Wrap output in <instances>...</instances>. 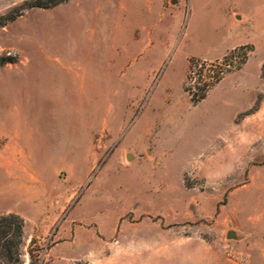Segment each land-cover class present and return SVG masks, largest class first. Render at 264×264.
Returning a JSON list of instances; mask_svg holds the SVG:
<instances>
[{"label": "rangeland", "instance_id": "obj_1", "mask_svg": "<svg viewBox=\"0 0 264 264\" xmlns=\"http://www.w3.org/2000/svg\"><path fill=\"white\" fill-rule=\"evenodd\" d=\"M30 1L0 0L19 264H264V0ZM240 46L192 104L190 60Z\"/></svg>", "mask_w": 264, "mask_h": 264}, {"label": "trees", "instance_id": "obj_2", "mask_svg": "<svg viewBox=\"0 0 264 264\" xmlns=\"http://www.w3.org/2000/svg\"><path fill=\"white\" fill-rule=\"evenodd\" d=\"M65 0H46L48 5H44L42 0L25 2L23 8L53 6ZM13 17L5 18L4 22ZM2 25V23H0ZM246 47L240 46L230 50L225 54L221 62L207 63L198 59L190 60V67L184 83V91L188 93L190 102L197 104L205 99L207 93L216 85L224 75L231 69H239L246 60ZM238 57V60L235 58ZM7 61L0 58V65ZM24 222L21 217L15 214H7L0 217V264H19L20 247L23 240ZM76 264H87L78 262Z\"/></svg>", "mask_w": 264, "mask_h": 264}, {"label": "crops", "instance_id": "obj_3", "mask_svg": "<svg viewBox=\"0 0 264 264\" xmlns=\"http://www.w3.org/2000/svg\"><path fill=\"white\" fill-rule=\"evenodd\" d=\"M209 28V27H208ZM218 28V27H217ZM217 28H214V27H210L209 29H206L204 32H203V36L205 37V38H208V37H213L215 34H217V32L219 31ZM66 79L71 83V84H75L74 82H73V78H71V79H69V78H67L66 77ZM76 84H77V82H76ZM78 85V84H77ZM68 99H70V97H68Z\"/></svg>", "mask_w": 264, "mask_h": 264}, {"label": "water", "instance_id": "obj_4", "mask_svg": "<svg viewBox=\"0 0 264 264\" xmlns=\"http://www.w3.org/2000/svg\"><path fill=\"white\" fill-rule=\"evenodd\" d=\"M234 235H233V233L232 232H228L227 233V238H232Z\"/></svg>", "mask_w": 264, "mask_h": 264}]
</instances>
